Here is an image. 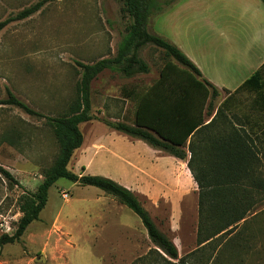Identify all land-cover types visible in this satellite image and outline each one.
Returning a JSON list of instances; mask_svg holds the SVG:
<instances>
[{
	"label": "rangeland",
	"instance_id": "obj_1",
	"mask_svg": "<svg viewBox=\"0 0 264 264\" xmlns=\"http://www.w3.org/2000/svg\"><path fill=\"white\" fill-rule=\"evenodd\" d=\"M36 1L0 0V20ZM122 6V0H50L30 17L9 23L0 30V100L8 97L9 88L43 114H65L81 77L77 61L92 63L116 55L131 21ZM173 28L181 32L178 38L184 45L205 56L217 71L236 73L250 58L264 55L262 0L163 3L162 10L150 16L149 29L161 30L171 37ZM259 50L261 53H257ZM139 56L149 65V72L126 77L117 69H105L93 79L94 119L79 124L84 140L68 164L73 172L82 173L87 168L85 174L108 176L98 173L103 171L121 181L130 178L123 158L113 150L123 153L129 142L121 139L124 133L103 119L124 114L133 123L135 100L126 95V90L146 89L164 63L162 49L150 43L139 49ZM262 78L264 81V71ZM242 90L246 91L243 96L230 98L224 104L226 112L240 118L247 116L252 120L251 128L256 129L264 122V107L253 100V92ZM225 94L224 91L216 98V107ZM98 141H102L103 148L96 147ZM58 149L57 138L45 117L0 103V164L19 182L11 185L0 173V235L6 233L3 230L8 225L9 234L15 231L22 215L20 196L25 191H36ZM118 179L114 180L121 183ZM260 193L254 197L257 204L252 212H260L253 225L241 226L220 248L216 249L217 240L210 243L215 247L208 254H190L186 264H264V192ZM138 198L147 209L142 197ZM156 214L163 217L165 213ZM121 221L132 226L138 241L143 239L139 232L142 220L128 206L100 187L61 177L50 187L39 219L29 224L19 241L0 246V264H130L140 254H127L126 236L130 233L118 225ZM245 228L251 235L242 244L240 234Z\"/></svg>",
	"mask_w": 264,
	"mask_h": 264
},
{
	"label": "trees",
	"instance_id": "obj_2",
	"mask_svg": "<svg viewBox=\"0 0 264 264\" xmlns=\"http://www.w3.org/2000/svg\"><path fill=\"white\" fill-rule=\"evenodd\" d=\"M48 1L37 0L16 14L0 20V30L12 21L28 18L40 11ZM172 1L122 0V10L131 21L121 37L116 55L92 63L77 61L81 77L77 82L76 96L65 114H43L7 88L8 97L0 100V103L16 105L31 115L45 117L52 126L59 149L36 191H25L20 196L19 209L22 215L12 234L0 235V246L21 239L29 224L39 219L47 204L50 187L59 178L65 177L74 182L100 187L140 216L155 247L130 264H186V257L190 254L179 257L173 240L157 225L131 189L108 176L75 173L68 168L74 151L84 140L79 124L94 119L91 113L93 79L105 69H117L126 77L149 72V65L139 56V49L149 43L162 49L164 63L158 77L146 89L126 90V95L135 100L133 123L103 119L105 123L129 136L144 140L154 148L187 160V166L199 187V244L209 239L212 241L219 234L217 239H220L238 229L237 223L247 213L246 208L238 207L243 201L237 195L241 189L254 188L264 192V122L254 129L251 128L252 120L247 116L240 118L227 114L224 104L230 100L229 97L216 107L215 100L221 90L203 76L199 67L178 45L149 29L150 16L161 11L163 3ZM263 71L264 64L235 91L247 89L256 93L253 100L264 107ZM224 91L230 92L228 89ZM247 123L250 124L249 128H246ZM0 173L10 180L11 185L19 184L1 164ZM225 194H232V197ZM207 196L212 198L211 205L204 204ZM225 197L229 198L231 205H220L219 201Z\"/></svg>",
	"mask_w": 264,
	"mask_h": 264
},
{
	"label": "crops",
	"instance_id": "obj_3",
	"mask_svg": "<svg viewBox=\"0 0 264 264\" xmlns=\"http://www.w3.org/2000/svg\"><path fill=\"white\" fill-rule=\"evenodd\" d=\"M174 42L178 45L186 55L199 67L203 76L210 82L215 84L221 93L224 89H228L230 92H226L224 98H239L246 93V91H235L248 77H250L257 69H259L264 63V55L250 58L245 66L239 69L236 73L217 71L205 60V56L196 54L191 47H187L182 43V39H179L181 32L176 29H172L171 37L166 36L162 31H154ZM264 36V28L262 29ZM173 37V38H172ZM181 40V41H180ZM261 53V50L257 51ZM244 69L246 71H244ZM152 84V83H151ZM150 84V85H151ZM253 98L256 97V93H252ZM221 102V103H222ZM134 116V113H133ZM131 119V118H129ZM125 117L124 114L112 116V121H126L131 123ZM118 131V130H117ZM123 133V132H122ZM120 135V134H119ZM121 139L125 142H129V146L124 150H114L116 156L123 158L125 164V173L130 178H126V181H121L120 178L105 173L103 171L98 172L104 175H108L114 179L120 180L124 186L131 189L137 196L142 197L143 204L147 207L151 216L157 223V225L173 240L178 248L179 257L196 252L208 254L210 249H213L214 244L210 246V243L218 241V247H222L224 244H228L232 236L237 233L241 226L253 225L254 218L260 212L253 211L257 201H254L255 195H261L260 191L254 188L241 189L237 194L243 201L238 206L240 209H247L246 216L240 220L238 229L233 233L217 239V235L214 240L211 239L199 244L197 241L198 224H199V187L194 179L190 169L187 166V160L180 159L176 156L169 154L168 152L154 148L142 139L129 136L127 134H121ZM102 141H98L96 146L98 149L103 148ZM83 154V153H82ZM87 167V166H86ZM88 170L84 169V173ZM82 172V173H83ZM260 193V194H259ZM229 198L232 197V194ZM228 197L220 200V205L229 206L232 202ZM217 202V201H216ZM212 198L210 196L205 197L204 204L211 205ZM255 210V209H254ZM163 212L164 216H157L156 213ZM153 212V213H152ZM155 213V214H154ZM159 218V219H158ZM224 223L223 220L220 221ZM247 223H249L247 225ZM118 225L126 230V237L129 241V252L127 254H140L144 255L152 248L155 247L153 242L148 237V233L144 225L140 226V235L143 239L140 241L133 235V228L125 221L118 222ZM144 227V228H143ZM246 228L244 229V231ZM249 233L247 230L240 234L242 244L246 243L249 239ZM177 262L178 259H172Z\"/></svg>",
	"mask_w": 264,
	"mask_h": 264
},
{
	"label": "built area",
	"instance_id": "obj_4",
	"mask_svg": "<svg viewBox=\"0 0 264 264\" xmlns=\"http://www.w3.org/2000/svg\"><path fill=\"white\" fill-rule=\"evenodd\" d=\"M63 195L65 196V197H68V194L67 193H63ZM2 223V222H1ZM8 228H6L5 230H3V231H5L6 233H8V231H9V229H10V226L8 225L7 226Z\"/></svg>",
	"mask_w": 264,
	"mask_h": 264
},
{
	"label": "water",
	"instance_id": "obj_5",
	"mask_svg": "<svg viewBox=\"0 0 264 264\" xmlns=\"http://www.w3.org/2000/svg\"><path fill=\"white\" fill-rule=\"evenodd\" d=\"M40 258L45 261L43 253H40ZM40 258H38V259H40Z\"/></svg>",
	"mask_w": 264,
	"mask_h": 264
}]
</instances>
